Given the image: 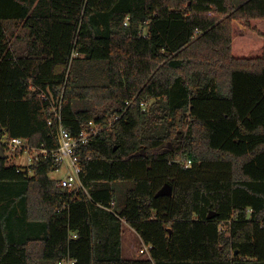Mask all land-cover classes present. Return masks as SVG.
Segmentation results:
<instances>
[{
  "label": "trees",
  "instance_id": "obj_1",
  "mask_svg": "<svg viewBox=\"0 0 264 264\" xmlns=\"http://www.w3.org/2000/svg\"><path fill=\"white\" fill-rule=\"evenodd\" d=\"M59 102L100 127L74 189L49 176ZM0 133L50 150L0 158V264H264V0H0ZM124 223L149 255L123 256Z\"/></svg>",
  "mask_w": 264,
  "mask_h": 264
},
{
  "label": "built area",
  "instance_id": "obj_2",
  "mask_svg": "<svg viewBox=\"0 0 264 264\" xmlns=\"http://www.w3.org/2000/svg\"><path fill=\"white\" fill-rule=\"evenodd\" d=\"M128 23V16L124 20V24ZM41 97L43 99H47L48 96L46 93H42ZM153 100L142 99L140 101V106L143 110H146ZM127 104L130 101L126 102ZM60 102L58 105L52 106V111L54 112L56 119L58 120L56 133L58 146L55 150L52 151L54 155L55 161H57L60 165L65 160L68 159L70 169H68L66 175H64L60 179V184L63 186H67L69 188H78L82 187L79 173H80V164L78 162V157L75 155V150L78 145L84 144L88 142L90 136L97 134L100 131V127L97 126L94 122L90 121L86 126L80 129L76 134H72L67 128H65L61 124V112H60ZM50 123V122H49ZM3 149L5 154L10 155L11 157H17L27 153V164L26 166H30L34 160L38 157L43 156L46 157L50 150L45 147H32L28 144V140L25 137L21 136H13V137H5L2 140ZM7 155V156H8ZM185 166H190L192 161L187 158L182 160ZM231 220L224 219L220 222L218 229L224 231L225 234H229V226ZM151 248V244H142V246L138 249L137 254L149 255V249ZM76 260L74 258H66L58 262V264H75Z\"/></svg>",
  "mask_w": 264,
  "mask_h": 264
},
{
  "label": "rangeland",
  "instance_id": "obj_3",
  "mask_svg": "<svg viewBox=\"0 0 264 264\" xmlns=\"http://www.w3.org/2000/svg\"><path fill=\"white\" fill-rule=\"evenodd\" d=\"M243 1L244 0H234L235 4H238V5L240 3H242ZM11 28H16L17 29V28H27V27H24V26H22L21 23H19V24H16L15 26L11 25ZM23 30L24 29H21V31H20L21 34H23ZM85 105L86 104L83 103V102H78L76 104L77 107H84ZM87 105L88 106H91L92 104L89 102V103H87ZM7 157H8L7 164H12V163H16L17 164L18 162H21V165L19 164L20 166L26 167V165H28L27 164V160H26L27 153H24L21 158L11 157L10 155H8ZM24 160H25V162H23ZM177 160L182 162V158L181 157H177ZM68 169H70L69 161H68V159H65L61 163L60 167L57 170L52 171V172L49 173V176L50 177H53V178L63 177L64 175H66ZM59 181H60V179H59ZM126 183L127 182H125V184ZM128 244H131V245L134 246V248H132V252L131 253H130L129 250L124 249V248H126V246ZM141 246H142V243H141L138 235L136 234V232L132 231L130 229V227L127 224L124 223L123 224V234H122V248L124 249V250H122L123 256H125V257L126 256L131 257L133 254L139 256L137 254V252H138V249ZM146 255L147 254H143L142 256H146Z\"/></svg>",
  "mask_w": 264,
  "mask_h": 264
},
{
  "label": "crops",
  "instance_id": "obj_4",
  "mask_svg": "<svg viewBox=\"0 0 264 264\" xmlns=\"http://www.w3.org/2000/svg\"><path fill=\"white\" fill-rule=\"evenodd\" d=\"M21 29H24L23 30V34L20 33ZM9 32H11L10 42H11L12 48L14 50H16L18 53L22 52L25 49V46H26L25 32H28V28H17V29L16 28H9ZM22 156L23 155L17 156V158H21ZM26 160H27V158H26ZM23 162H25V160ZM13 164H16V163H13ZM19 164L21 165V162H18L16 165H19ZM51 178H53V177H51ZM61 178L62 177H60V178L56 177V178H53V179L58 181ZM42 226H43L42 221H37V222H34V223H29L28 226L25 224V229L24 230H27L29 232H33L34 234H37V233H41L42 232ZM130 229L132 231H134L132 228H130ZM139 239H140V237H139ZM140 241H141V239H140ZM132 248H134V246L131 245V244H128L126 246V248H124V249L129 250L130 253H131L132 252ZM124 249L122 248V250H124ZM126 257H128V256H126ZM131 257L134 258V257H137V255L133 254ZM42 264H44V263H42Z\"/></svg>",
  "mask_w": 264,
  "mask_h": 264
},
{
  "label": "water",
  "instance_id": "obj_5",
  "mask_svg": "<svg viewBox=\"0 0 264 264\" xmlns=\"http://www.w3.org/2000/svg\"><path fill=\"white\" fill-rule=\"evenodd\" d=\"M0 139H1V133H0ZM140 154H145L144 149L142 148L140 151H136L132 154V156L140 155ZM6 154L4 152L3 147L0 146V158H5ZM172 193V187L169 183H165L157 192L156 195H169ZM214 215L213 212L208 213V216L211 217Z\"/></svg>",
  "mask_w": 264,
  "mask_h": 264
}]
</instances>
